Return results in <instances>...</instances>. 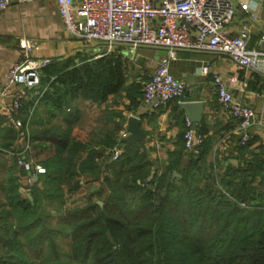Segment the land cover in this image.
Masks as SVG:
<instances>
[{
	"label": "trees",
	"instance_id": "16d2710c",
	"mask_svg": "<svg viewBox=\"0 0 264 264\" xmlns=\"http://www.w3.org/2000/svg\"><path fill=\"white\" fill-rule=\"evenodd\" d=\"M119 49L53 60L36 104L21 103L22 127L0 115V264H264V158L221 171L206 159L208 141L197 154L184 148L183 125L158 165L144 141L118 137L125 117L108 98H126L129 110L142 98L136 64ZM21 134L25 158L45 167L30 184L6 152ZM57 234L69 238L66 252Z\"/></svg>",
	"mask_w": 264,
	"mask_h": 264
},
{
	"label": "built area",
	"instance_id": "2783aa9c",
	"mask_svg": "<svg viewBox=\"0 0 264 264\" xmlns=\"http://www.w3.org/2000/svg\"><path fill=\"white\" fill-rule=\"evenodd\" d=\"M32 0H0V9L11 2L25 3ZM65 30L74 38L95 43L108 52L115 47H127L126 56L134 59L137 48L150 47L165 50L147 79L141 81L142 99L152 109H158L173 99L180 98L190 89V82L179 79L170 71V61L176 59L179 50L211 52L226 55L239 69L264 75V33L259 37L258 48L248 47L250 23L255 13H248L234 34L229 26L236 14V7L249 12L244 0H54ZM33 41L23 38L20 58L8 69L6 80L0 84V98H9L6 106V123L16 130L22 125L18 117L23 101L36 104L40 90L41 70L54 59L49 56H32ZM100 53L97 55L99 56ZM202 74L209 73V63L200 66ZM216 99L224 112L236 120L240 143L252 137V127L257 119L264 121V91L259 113L233 97L227 84L217 72H212ZM236 78H233L235 81ZM22 149L12 148L7 153L18 156L20 168L30 175L45 173V167L25 158L29 148L27 134ZM204 135L193 129L185 117L183 144L186 150L197 154ZM122 152L112 150L111 161Z\"/></svg>",
	"mask_w": 264,
	"mask_h": 264
},
{
	"label": "crops",
	"instance_id": "0c3cea01",
	"mask_svg": "<svg viewBox=\"0 0 264 264\" xmlns=\"http://www.w3.org/2000/svg\"><path fill=\"white\" fill-rule=\"evenodd\" d=\"M244 1L248 5L249 12L237 6L229 32L234 34L238 24L247 17L248 13H255L257 18L250 23L247 45L258 48L262 46L259 37L264 33V0ZM23 38L34 42L32 56H49L55 61L68 58L80 61L82 58L97 56L102 49L95 43L77 40L65 30L54 0L11 2L0 9V84L5 82L8 69L20 58ZM119 50L125 54L128 52L127 47H120ZM138 50L137 55L143 58L141 63H134L136 80L140 84L150 76L163 54H158L160 49L157 48L140 47L137 48ZM203 62L209 63L207 74L200 72ZM170 71L174 77L190 82V89L180 98L168 101L165 106L152 109L140 98L139 103L129 110L127 109L129 102L126 98L116 103L112 102L111 97L108 98L107 108L111 111H119L125 117L117 132L118 137L128 139V119L130 116L137 117L143 133L142 141L149 147L150 157L158 165L165 164L168 153L177 147L186 117L180 103L193 101L202 106L199 119L193 121L192 125L196 132L201 130L204 141H208L209 151L206 154L208 161H216L221 167L220 170L224 171L227 163L236 166L242 164L244 159L253 161L257 157L264 158V121L257 119L251 130L252 137L249 144L247 146H245L247 143L241 144L237 121L228 116L217 102L211 74L212 72L220 74L233 97L252 107L256 113L260 112L262 106V97L257 94L264 91V75L237 68L226 55L189 50L177 51L176 59L170 61ZM234 77L235 81H233ZM8 101L9 98H0V115L5 117ZM101 107L105 105L102 104ZM116 118L114 120H117ZM6 124L4 120L2 125ZM24 141L23 137L17 136L13 148L22 149ZM158 170L160 171V167ZM94 183L98 185V182Z\"/></svg>",
	"mask_w": 264,
	"mask_h": 264
},
{
	"label": "water",
	"instance_id": "95a60500",
	"mask_svg": "<svg viewBox=\"0 0 264 264\" xmlns=\"http://www.w3.org/2000/svg\"><path fill=\"white\" fill-rule=\"evenodd\" d=\"M158 54H166L165 50H159ZM181 108L184 110L186 117L191 121H197L200 117L202 106L198 102L185 101L180 103ZM128 141L135 142L137 140H142V130L139 126V119L134 116H130L128 119ZM173 175H176V172H172ZM34 180L37 179V176L33 177Z\"/></svg>",
	"mask_w": 264,
	"mask_h": 264
},
{
	"label": "rangeland",
	"instance_id": "374dc122",
	"mask_svg": "<svg viewBox=\"0 0 264 264\" xmlns=\"http://www.w3.org/2000/svg\"><path fill=\"white\" fill-rule=\"evenodd\" d=\"M100 46V45H99ZM98 46V47H99ZM118 47H121V46H118ZM118 47H115L114 49H116V48H118ZM140 48V47H139ZM139 52V50L137 51V54H139L138 53ZM144 52V51H143ZM142 52V53H143ZM136 54V57L134 58V59H129V60H131V61H133V62H135V63H141V59L143 58V57H141V56H139V55H137ZM151 66H153V64H151ZM87 111H85V115H87L86 117H85V120L83 121V124L85 125V130L89 127L88 125H89V119L92 117V112L89 110V109H86ZM90 113V114H89ZM94 116H95V114H94ZM93 116V117H94ZM83 125V126H84ZM112 126V125H111ZM110 126V127H111ZM31 161H32V163H35V164H39V163H37V162H35L33 159H31ZM41 165V164H40ZM17 166L18 167H20L19 165H18V162H17ZM43 166V165H42ZM20 169H22V168H20ZM22 170H24V169H22ZM25 171V170H24ZM34 176H36V175H30L29 174V176H28V179H27V183L28 184H30L31 182H32V180L31 179H33V177ZM37 178H38V175H37ZM97 186L98 185H90V186H87V185H82L81 186V188L77 191V192H75L74 194H73V196L70 198V199H73L74 197H77L78 199H79V197H81L82 196V194L84 195V194H89L90 193V190H92V189H94V188H97ZM27 195V194H26ZM79 196V197H78ZM77 200V199H76ZM70 202V200H68V203ZM75 203H78V201H76V202H74V204ZM56 240H57V244H58V248L61 250V251H64V252H66L67 251V249H68V241H69V238L68 237H66V236H64V235H62V234H57V238H56ZM59 251V250H58Z\"/></svg>",
	"mask_w": 264,
	"mask_h": 264
}]
</instances>
